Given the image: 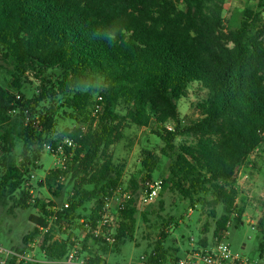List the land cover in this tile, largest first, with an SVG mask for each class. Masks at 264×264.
I'll use <instances>...</instances> for the list:
<instances>
[{"label": "trees", "instance_id": "16d2710c", "mask_svg": "<svg viewBox=\"0 0 264 264\" xmlns=\"http://www.w3.org/2000/svg\"><path fill=\"white\" fill-rule=\"evenodd\" d=\"M227 2L0 0V61L12 68L10 85L0 86V206L40 211L30 217L34 228L16 252L24 254L41 241L46 261L64 260L78 241L89 264H103L106 255L134 241V195L140 190L134 180V197L120 214L115 242L80 237L86 225H97L105 201L123 188L126 165L115 162L111 148L124 139L126 124L149 129L163 143L161 156L169 166L160 177L162 189L193 207L211 197L214 219L216 207L224 206L213 240L229 222L243 223L236 175L264 145V0H249L228 18ZM29 76L40 82L31 98L24 93ZM195 84L206 97L183 116L180 105ZM97 96L103 108L93 117ZM65 119L73 126L60 127ZM66 139L75 148L64 146L63 165L50 170L38 188L60 198L71 186L68 208L42 203L31 179L45 145ZM19 140L23 150L15 157ZM159 166V157L147 153L144 185L154 182ZM257 231L263 257L264 209ZM167 239L162 231L141 264L178 258L170 255ZM8 264L50 263L13 256Z\"/></svg>", "mask_w": 264, "mask_h": 264}, {"label": "rangeland", "instance_id": "374dc122", "mask_svg": "<svg viewBox=\"0 0 264 264\" xmlns=\"http://www.w3.org/2000/svg\"><path fill=\"white\" fill-rule=\"evenodd\" d=\"M248 2L249 0H228L225 16L228 18L235 8L243 9ZM0 64L3 66V69H0V86L6 88L11 83L9 72L12 68L3 61H0ZM29 81L25 84L24 93L31 98L38 90L40 82L31 76H29ZM206 93V90L199 85H193L188 98L180 105L182 115L192 114V103L205 98ZM59 125L60 127L73 126L72 122L67 119L60 120ZM123 133L124 139L113 146L111 152L116 163H125L126 169L122 177L123 188L132 197L135 196L137 202L135 235L134 241L124 245L121 252L106 255L103 264H141L142 258L151 251L162 231L168 233L166 247L170 249V255H183L191 247L192 239L200 241L202 238H207L210 242L214 241L213 236L218 226L217 221L225 214L224 206L216 207L217 217L214 219L210 215L212 210L209 205L211 197L205 198L204 203H199L193 207L190 200L162 188L159 190L157 198L144 203L143 187L146 185L143 184L145 176L144 158L147 153L151 152L160 159V166L155 173L154 182H159L161 176L168 174L169 160L161 156V149L164 145L149 129H140L134 125L126 124ZM22 150L23 142L19 140L14 152L15 157L20 156ZM58 164L59 157L46 151L38 163L37 169L32 171V174L35 175L32 183L36 187L35 195L42 200V203L51 200L58 207H62L67 203L68 193L72 191L71 186L66 187L60 198H54L45 188H38V182L43 180L47 173L55 169ZM132 180L137 181L140 189L134 196L130 190ZM236 181L239 191L238 204L242 205L245 211L241 225L233 224L228 227V243L231 245L234 254L264 264V255L261 257L259 249L261 237L257 231V224L264 209V145L250 156L245 165L238 169ZM92 207V204L86 205L87 210ZM39 213V209L16 208L10 211L9 207L0 206V248L16 251V248L22 247L23 236L34 228L30 217ZM207 225L209 232L205 233ZM26 253L31 254L37 261H46L38 241L34 246L32 244Z\"/></svg>", "mask_w": 264, "mask_h": 264}, {"label": "built area", "instance_id": "2783aa9c", "mask_svg": "<svg viewBox=\"0 0 264 264\" xmlns=\"http://www.w3.org/2000/svg\"><path fill=\"white\" fill-rule=\"evenodd\" d=\"M103 98L97 96L94 101L92 108V116L97 117V115L102 111ZM83 132L88 130V126L84 125L81 127ZM67 145L68 148H75V143L73 140L66 139L62 143L56 145L46 144V151L50 152L52 155L59 157V164L57 167L63 165L66 160L64 146ZM35 178L34 174H31V179ZM33 184V183H32ZM162 182H147L144 190V203L154 200L158 197V192L161 189ZM132 196L124 189L118 188L116 192L105 201L103 207L98 213V223L96 226L86 225V229L80 233L81 238H85L88 235H92L95 238H101L109 244L115 242V230L119 225L120 214L125 210L126 204ZM69 204H65V208H68ZM232 226L229 222L228 227ZM46 230H43L45 233ZM228 230L223 233L220 239L214 240L208 245L200 244V241L191 240V247L187 249L183 255L178 258L170 260L169 264H262L260 261H252L244 256L234 254L231 245L228 243ZM37 242V241H36ZM35 242V243H36ZM39 243L41 241H38ZM34 243V244H35ZM33 244V246H34ZM82 247L80 242L76 241L73 249L67 255L64 260L58 261H44L50 264H89L88 257L80 254ZM0 264H8L11 257L16 256L24 261H37L31 254L24 253L19 254L14 250H5L0 248Z\"/></svg>", "mask_w": 264, "mask_h": 264}]
</instances>
